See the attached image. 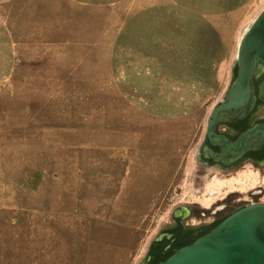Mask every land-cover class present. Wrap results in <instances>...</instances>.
Masks as SVG:
<instances>
[{
	"label": "rangeland",
	"instance_id": "1",
	"mask_svg": "<svg viewBox=\"0 0 264 264\" xmlns=\"http://www.w3.org/2000/svg\"><path fill=\"white\" fill-rule=\"evenodd\" d=\"M264 0H0V264H140L175 223L264 203L197 150Z\"/></svg>",
	"mask_w": 264,
	"mask_h": 264
},
{
	"label": "water",
	"instance_id": "2",
	"mask_svg": "<svg viewBox=\"0 0 264 264\" xmlns=\"http://www.w3.org/2000/svg\"><path fill=\"white\" fill-rule=\"evenodd\" d=\"M260 69L264 70V9L244 32L230 85L223 95V101H219L208 117L206 131L210 138L216 135L213 127L220 114L241 108L250 101L252 79ZM260 115L264 116V107L260 110ZM251 135L253 134L247 136ZM205 139L197 150L200 161L199 152ZM227 145L233 147L229 142ZM190 210L189 206L181 205L173 211V217L176 220V215L182 214L184 219L190 213L184 214ZM168 228L159 232L140 264L147 263L151 247L155 241L163 237ZM158 264H264V203H253L239 208L218 225L190 244L178 248Z\"/></svg>",
	"mask_w": 264,
	"mask_h": 264
},
{
	"label": "flooded vegetation",
	"instance_id": "3",
	"mask_svg": "<svg viewBox=\"0 0 264 264\" xmlns=\"http://www.w3.org/2000/svg\"><path fill=\"white\" fill-rule=\"evenodd\" d=\"M251 86L250 101L241 108L220 114L213 127L216 135L212 138L207 135L206 131V139L199 152L204 165L217 166L224 171H236L245 163L264 165V116L260 115V110L264 107V70L258 71L252 79ZM250 133L253 135L247 136ZM227 142L233 147L228 146ZM189 213L190 211H187L184 215ZM227 216L218 217L213 223ZM182 218V214H177L174 225L168 228L163 233V237L155 241L153 246L157 247V242L168 240L163 252L173 253L178 248L187 245L188 241L198 238L212 228L211 225L196 229L188 228L183 224ZM180 228L181 231H179ZM150 263L151 256L149 255L146 264Z\"/></svg>",
	"mask_w": 264,
	"mask_h": 264
},
{
	"label": "trees",
	"instance_id": "4",
	"mask_svg": "<svg viewBox=\"0 0 264 264\" xmlns=\"http://www.w3.org/2000/svg\"><path fill=\"white\" fill-rule=\"evenodd\" d=\"M236 72H237V70H236ZM224 219L225 218L220 219V220H217L216 222L212 223L211 224V227L212 228L215 227L216 225H218ZM181 230L182 229L180 228L179 231H181ZM201 235H203V234H201ZM194 240L188 241L187 243L190 244ZM166 242H168V240H164L163 242H157L158 243V246L157 247L152 246V250L150 251V254H149L151 256V263L150 264H158L160 261H163V260L167 259L172 254V252L171 253H164L163 252V248H164Z\"/></svg>",
	"mask_w": 264,
	"mask_h": 264
},
{
	"label": "bare ground",
	"instance_id": "5",
	"mask_svg": "<svg viewBox=\"0 0 264 264\" xmlns=\"http://www.w3.org/2000/svg\"><path fill=\"white\" fill-rule=\"evenodd\" d=\"M242 39V38H241Z\"/></svg>",
	"mask_w": 264,
	"mask_h": 264
}]
</instances>
